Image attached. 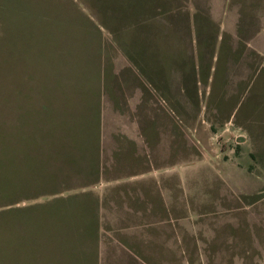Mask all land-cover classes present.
Segmentation results:
<instances>
[{
    "label": "rangeland",
    "instance_id": "374dc122",
    "mask_svg": "<svg viewBox=\"0 0 264 264\" xmlns=\"http://www.w3.org/2000/svg\"><path fill=\"white\" fill-rule=\"evenodd\" d=\"M146 169L144 259L264 264V0H0V264H98Z\"/></svg>",
    "mask_w": 264,
    "mask_h": 264
},
{
    "label": "crops",
    "instance_id": "0c3cea01",
    "mask_svg": "<svg viewBox=\"0 0 264 264\" xmlns=\"http://www.w3.org/2000/svg\"><path fill=\"white\" fill-rule=\"evenodd\" d=\"M129 127L133 128V125H126L123 132L126 133ZM130 137L135 140V136ZM130 177L134 178L127 182ZM151 177L146 169L123 178L115 188L117 199L113 202V209L102 206L100 200L95 232L98 264H108V257L115 261L114 264H153L149 253L144 259L139 251L141 242L153 238L156 231V201ZM140 182H146L147 185H140ZM161 214L157 219L159 222L164 219V213ZM182 217L178 214L171 219H177L180 223ZM162 225L159 224L158 228L163 234ZM111 244L113 249L109 248Z\"/></svg>",
    "mask_w": 264,
    "mask_h": 264
}]
</instances>
